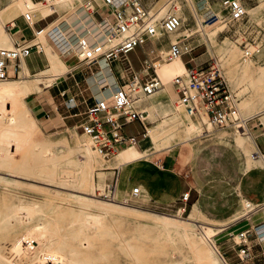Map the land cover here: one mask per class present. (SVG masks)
Listing matches in <instances>:
<instances>
[{
  "label": "rangeland",
  "instance_id": "obj_1",
  "mask_svg": "<svg viewBox=\"0 0 264 264\" xmlns=\"http://www.w3.org/2000/svg\"><path fill=\"white\" fill-rule=\"evenodd\" d=\"M142 1L149 9L151 8L153 11H156L158 18L166 17L167 15L172 13H175L182 17L184 21V26L179 31L170 35L173 36V38L178 37L180 42H186V44H189L190 47L194 46L197 43H203L200 46L199 51L197 49L195 51H192V54H188L183 57L187 67H190V64L187 63L189 59H191L192 55L196 56L197 54L202 53L203 55L201 56V58L207 60L205 61V63L200 65V68L202 67L206 69L210 68L211 65L215 64V61L217 63V59H219L220 64H217L219 67L222 68L221 72L223 70L224 76L228 80L232 90L236 91L238 93V96L240 97L239 106L241 111V102L246 96V94L248 95V86L247 84L239 86L233 84L232 81L238 80L240 77H242L244 73L247 72L253 76L257 75L260 69L264 67V45L260 53H258L256 56H253L252 58L245 57L243 48L240 45L241 41L244 40V38H239L238 40V33L235 32V26H232L231 22H229V18L228 21L225 20L228 15L222 6V0ZM243 2H246L250 17L256 22L259 21L260 23H258L261 25L262 28H264V0H261L256 6H254V4H251V6L248 3L252 2L251 0H243ZM257 6L260 7L258 9H254ZM22 12L24 13L26 11ZM40 16L42 17L43 15ZM44 24L45 22L38 25V27ZM219 26L220 29H218L215 34L211 35L212 33H208L209 31ZM262 28H259V30L261 31ZM184 34H186L187 37H185ZM240 36L241 34H239V37ZM252 36L259 38L261 40L260 43L264 44V30L262 32H258V34L256 35L253 34ZM40 40L45 44V46L47 45L44 38L40 37L39 41ZM169 41L170 39L168 35H164L160 39L148 41L143 47L139 46L136 48L135 51L130 52L128 56L134 68L139 69L144 66L143 60L146 57V49L150 51L152 48H155L157 50L159 47H162L163 45L169 43ZM34 42L37 43L38 38ZM228 45L234 47V49L228 50ZM51 46L55 48L52 44ZM157 52L158 51L151 54V56H156L155 60L160 59V56H157ZM166 53L167 52L164 53V56L166 55ZM58 57L59 59L61 57V59L63 60L62 55L60 53H58ZM43 58V54H38L35 51L28 58V60L31 67L33 68L36 67L37 63L41 62ZM73 58L75 59V57H72V59ZM76 61L79 62L77 59ZM159 63L161 64V66L158 68V74L160 75V69L163 68L165 65L169 64V62L161 61ZM79 65L84 64L79 63ZM98 66L100 67V64ZM82 68L83 67L78 68L77 71L81 70ZM97 68V66L87 68L82 73L87 74L85 75V77H87L88 74L92 73L93 70H97ZM68 69L69 68L66 67V70ZM150 73L152 74L153 71L150 70ZM37 75L39 74L32 75L28 72H25V76L27 77L24 79L28 80L30 76ZM79 75L81 76V74ZM177 75L171 76L168 79H162L166 87L165 91L162 94L156 95L157 97L154 96V101L147 105V108H149L150 110V115L148 118L151 122L150 124L147 122V125L149 126L162 119L168 120L171 117L173 118L176 116H167L166 113H164L163 111V109L165 110L167 107L172 108V110L175 111L177 109V115H180V119L170 122L169 124H163L164 128H167L168 130L170 129L173 134L172 145H174V148L170 151L155 152L153 154L155 156L165 152L172 153L178 147H181V143L186 140L188 141L189 139H191L189 140V142H191L195 139L197 140L201 138L204 135L212 134L216 130L223 129L216 128L215 126H212L211 128L209 125L208 116L203 113V117H207L206 122L199 131H195L190 135V127L196 125L199 118L198 116H190L185 110V106L181 104L176 94V90L175 88H173L172 85V80ZM68 76H70V74H66V76L63 77V80L65 78H68ZM81 77L84 78V76ZM18 79L19 78H13L9 81L0 82V84H8ZM72 80L73 78L68 79L63 83L55 84L45 89V91L48 92H45L40 96L26 95L24 97L26 103L32 110L34 118H36L38 122H40V132L36 131L32 134V137H30V139L20 141L19 146H16L15 141H13L12 139H0V148H2L3 150L2 154L6 156L2 159H5V162H9L11 164H22V166L31 165L36 167L37 169H42L47 160L45 161V159L40 157L39 153L36 151L35 146L33 147L29 144L30 140H34L35 142L45 141L52 144V150L57 155L54 162L52 161L48 163L47 161L45 164H50V169L48 170H54L55 173H57L55 182L42 181L33 177L26 178L25 175H19L20 178H22L20 179L19 177L11 176V171L6 169H0V177H8L11 179L13 178L14 180L20 182V184L18 185H9V188L12 191L5 195V186L3 182L0 181V259L2 257L4 259H10V256H12L13 253H17L13 252L14 246H17L18 244L24 245L26 243L24 239V237L26 236V230L22 227H18L13 230L12 226L7 221H5L4 216L7 205H18L19 208L16 210L21 215L23 214V217L18 218L17 221L18 224H22L33 222L38 218V216L47 214L52 211L53 207H66L68 205L71 206L73 204L77 208H85V210L89 212L91 216L101 218L100 225H91L89 240H91L92 244L85 249L84 253L81 256H79L82 261L87 260L91 264H118V259L122 256L123 251L121 252L119 251V249H117L116 251L112 252L111 249L107 248V244L112 243L114 245H118V242H122L125 244H127L128 242L131 245L135 247H140L143 250L144 254L147 255V257H143L145 259L144 262H147V259L150 260L152 255H154L158 259L162 258L163 251L166 250L168 251L169 257L175 260L176 264H180L181 247H179V236L176 230L173 227H165L163 223L151 218L154 214H168L167 216L173 215V217H175V215L177 214L143 206L135 207L139 211H132L126 208L108 210L101 205L91 204L86 206L81 203V199H83L82 196H84V193L82 192L92 193V191L95 194L99 195L98 197L100 198L98 200L104 202L106 201V203H112V201L108 200L112 199L111 197L106 198L104 196V194H107V196H112L111 193L107 190L108 186L105 184L104 179L106 175L105 169L111 166V163H113L114 159L116 158L113 157L116 156V154L105 158L103 155L97 153V162L99 164L88 171V182H86V184L83 186H79L78 183L68 184L60 178V174L63 173H68V176L70 175V179L76 178V176L81 173L84 165V159L86 156V141H91V139L87 135H83L81 129H68L69 127L63 124L61 116L57 113L56 110L52 108L53 105H55L56 101L59 102L62 99V97L56 96L59 93V88L63 89L64 87L72 85ZM84 84H86L85 80ZM259 87H262V85L258 84L257 88ZM32 102H36V104L40 108L39 111L33 110L31 105ZM8 106L9 108H11V104H8ZM158 107L162 109L160 110ZM2 127L3 126L0 125V134H2V132L4 131ZM142 130L143 128L138 121L127 124L124 127V131L130 135L139 134ZM238 131L239 129L236 127L230 130L224 129L222 133L224 135H229L232 132L235 133ZM186 149L188 150L186 158L189 159V154L193 149V145L188 144ZM117 159L118 157L116 158V160ZM150 159H152V156L150 158H146V160ZM112 181L113 178H108L109 184H111ZM78 195L80 196V198ZM85 196L87 198L89 197L91 199H97V197L95 196L91 197V195L87 194H85ZM76 199H79L78 201L80 202H78ZM45 202H49L52 206L46 207V205L44 204ZM112 204L121 206V204L117 203ZM75 206H73V208H75ZM188 213L189 212L184 213L183 217H187ZM71 218L72 215H69L63 221V227L68 225ZM200 222L214 226L219 225V223L208 220L203 217H200ZM235 223L236 222H233L227 227H221V230H218V233L215 236V238H217L215 244L217 252L223 255V258L226 259L229 264H234L233 261H237L235 262L236 264H264V254L262 253L264 252V243L262 242V240H258L256 242V245L251 249L250 254L244 256L243 260L238 256V252H236V250L233 248V246L237 242L234 238H236V236H239L237 233L238 231L235 232V235H233L231 228H229L230 226L233 227ZM224 229H227L225 231L226 234L223 232ZM64 232L65 230L63 231V233ZM20 237L22 239H20ZM39 237L40 239L44 240L47 235H42V233H39ZM164 242H167L168 244L167 246L162 247ZM241 244L237 246L240 247ZM26 253L23 251L20 254L25 255ZM16 255L17 254L13 256V261L15 262V264L19 263L22 258L21 256ZM26 255H29V253H27ZM149 255L151 257H149ZM230 257L232 260H230Z\"/></svg>",
  "mask_w": 264,
  "mask_h": 264
},
{
  "label": "crops",
  "instance_id": "obj_2",
  "mask_svg": "<svg viewBox=\"0 0 264 264\" xmlns=\"http://www.w3.org/2000/svg\"><path fill=\"white\" fill-rule=\"evenodd\" d=\"M30 1L38 4L43 3L41 2L42 0ZM87 1L88 0H70L68 5H59L56 13L51 14V11L39 18H35L34 16L36 15L33 14V19L37 20L35 27L44 28V30L38 36V43L41 44L39 46L42 48L33 49L32 53L36 51L38 54H43L44 58L41 62L37 63L36 67L32 68L28 60L32 55L31 53V55L23 61V74L24 72H28L32 75L39 74L52 66L49 56L46 53L45 44L41 40L39 41L40 37L44 38L47 43L46 46H51L52 44L58 53H60L62 49L60 44L67 43L71 46H76L78 44L80 37L79 34L72 30L67 24L68 20L75 19V13H79L84 18L90 19L92 25H102L100 32L104 30L103 32H105L104 35L106 37L110 27L109 24L111 23L110 18L106 17V19L103 20L104 16H100L98 13H88L85 9ZM94 1L99 5L103 4L102 0ZM251 1L252 2L248 3L256 6L261 0ZM24 2L23 0H0V47L12 48L13 44L16 42L35 43L34 41L36 39L33 40V29L23 17L22 11L36 10L28 9ZM244 3L246 5V2ZM259 7L260 6H257L254 9H258ZM13 20L15 21L16 27L12 30H8L7 24ZM44 22V25L38 27V25ZM244 28L249 29V32L247 33L248 39H252V37H255L252 36L253 34L256 35L258 32L264 30L258 22L250 17V15ZM259 28H262V30L260 31ZM83 31L84 30H82L81 33H83ZM168 37L174 42L173 36L168 35ZM95 42L96 41H92V43ZM202 44L203 43L195 44L191 47V52H188L179 58L184 67V73L188 68L200 67V65L207 60L201 58L203 55L202 53L197 54L196 56L192 55L187 63L190 64V67H187L186 62L183 59L185 55L192 54V51L197 49L199 51ZM168 47L169 43L159 47L157 50L155 48H152L151 50H155V52L158 51L157 54L161 51L164 56ZM150 51L147 49L145 50L146 57L144 60L148 57H155L149 54ZM68 57L63 60L70 71L60 75L53 85L63 83L71 78H73V83L63 89L59 88V93L56 96H60L62 99L59 102L56 101L52 108L61 116L65 126L69 128L76 127L77 129L82 122L83 114L87 108L94 103L95 99H110L112 97V90L122 82L121 76L123 75V71L120 72L116 70L115 72L110 65L105 62H99L90 66L85 65L78 71L77 69L72 70L77 67L80 62L76 61V57L75 59H72L73 56ZM159 62L156 63V70L158 69L157 64ZM172 63L173 61L169 62V64ZM99 64L100 67L98 66ZM95 66L98 67L97 70H93L92 73L85 77L87 74L82 72L87 68ZM118 66L126 67L125 64H118ZM133 69L141 75L146 73V71H144L145 65L139 69H135L133 66ZM124 73L125 77H131L130 72L124 71ZM23 74L22 76H24ZM66 74H70V76L63 80V77L66 76ZM79 74L84 76V78ZM170 77L171 76L168 75H164L163 77L160 76L161 79H168ZM84 80L86 81V84H84ZM45 92L48 91H45L44 89L42 92L34 95L40 96ZM152 101H154V96L147 99L144 104H139L141 108L146 107L149 115L150 111L149 108H147V105ZM31 105L33 110L39 111L40 108L36 102H32ZM158 108L160 110L162 109L160 107ZM163 111L167 116H177L178 114L177 109L175 111L169 107L165 110L163 109ZM240 116L244 120L243 123L250 136V144L249 139L244 140V142L246 141L245 143L237 141V139H239L238 132L224 135L222 133L224 129H219L212 134H207L197 140L195 139L184 145L182 144L181 147H178L172 153L165 152L156 156L153 155L150 160L139 159L121 167H112L114 162H116L115 158L111 167L105 169L106 175L104 182L109 186L108 178H113L112 183L115 182L116 184L114 192L115 196L119 199L123 197L122 199H126L128 202L138 207H150L156 210L178 214L182 211L181 207L186 205V212H189L188 216L192 213L199 212L201 217L217 222L219 225H223V227H227L229 224L236 222L233 227H229L231 228L233 235H235V232L237 231L239 234V232L243 230L261 224L264 222V164L263 166L257 164V161H259L260 158L264 161V110L256 112L252 116H249L246 113L241 114L240 112ZM170 119H172V117ZM163 120L167 119H162L149 126L147 125V122L150 124L151 121L148 118L146 122L147 133L148 128L160 124ZM139 123L143 130L139 134L132 135L138 136L140 140L137 147L142 148V146L147 145V133L143 136L145 126L141 122ZM236 134L238 137H236ZM238 142L242 147L241 145H238ZM188 144L193 145V149L189 154V159L186 158L188 153L186 147ZM137 186H140L141 193L139 196H133L132 190ZM186 192H189L190 196L187 201H183L182 196ZM245 201L246 203L248 202L247 205L250 204L252 207L249 205V211L240 213ZM226 230L227 229H224L223 232L225 233ZM257 241L258 239L255 238L254 234H251L249 242L255 246ZM262 242L264 243V238L262 239ZM241 243L236 242L233 246L236 252H238L239 249L237 245ZM262 253L264 254V252ZM230 260H232L231 257ZM233 262L236 264L235 262L237 261Z\"/></svg>",
  "mask_w": 264,
  "mask_h": 264
},
{
  "label": "bare ground",
  "instance_id": "obj_3",
  "mask_svg": "<svg viewBox=\"0 0 264 264\" xmlns=\"http://www.w3.org/2000/svg\"><path fill=\"white\" fill-rule=\"evenodd\" d=\"M57 2L59 3V5L61 4L68 5L70 3V0H57ZM24 3L28 9L36 10V11H32V13L36 15L34 16L35 18L41 17L40 15L44 16L52 11V9L49 8L48 5H45V3L42 4L32 3L30 0L28 1L25 0ZM150 13L153 15L154 21H156V23L158 24H160L161 20L165 18V17L158 18L156 11H153L151 8H150ZM75 14H76L75 19L68 20L67 24L72 30H74L76 33L79 34L80 36L79 42L76 46L75 45L71 46L67 43L60 44V47H62L60 54L62 55L63 59L70 56L71 54H75V53L80 54V42L83 40L88 41V43L92 46L104 45L105 47H109L113 43L112 35L113 32L115 31V28L112 26V23L109 24L110 27L105 37L104 35L105 32H103L104 30L100 32V29H102V25L100 24L92 25L90 19L84 18L79 13H75ZM225 20L228 21V17H226ZM183 26L184 23L177 31H179ZM218 29H220V26L209 31L208 33H212L211 35H213L218 31ZM82 30H84L83 33H81ZM184 36L187 37L186 34H184ZM92 41H96V42L92 43ZM174 41L179 42L178 37H174ZM45 47H46V53L49 56L52 65L51 68L44 70L43 72L39 73V75L37 76H30L28 80L24 79L27 77L25 76V72H24L23 75L25 77L21 76L19 77L18 80L12 81L8 84H0V125L3 126L2 129L4 130L2 134H0V139L1 140L12 139L13 141H15L16 146L20 145V141L30 139V137H32V134L34 132L41 131L40 122H38V120L34 118L32 110L29 107V105L26 103L24 97L26 95H34L39 92H42L44 89L52 86L56 82V80L60 77V75L70 71L69 69L66 70L67 66L65 62L61 59V57H60L61 60L59 59L57 51L52 46H45ZM227 47L228 50L234 49V47H231L230 45H228ZM247 58H252V57H247ZM172 61H173L172 64H167L160 69V76L163 77L164 75L175 76L177 74H184V67L180 59L176 58ZM100 62H105L106 64H108V62L104 59L100 60ZM217 63L220 64L219 59H217ZM84 66L85 64L79 65L72 70H76ZM160 66H161L160 63L157 64V68H159ZM222 75L224 76L223 70H222ZM232 83L239 86L243 84H247L248 86V91H247L248 95L246 94V96L243 98L241 102L242 105L240 111L241 114L246 113L247 115L252 116L254 113L264 110V67L260 69L257 75L253 76L247 72L244 73L242 77H240L238 80H233ZM258 84H261L262 87L257 88ZM115 89L116 88L112 90V97L108 100H112L115 93ZM164 90H165V84L162 80V89L160 91L156 92L151 96L141 97L136 102L140 105L144 104V102L147 99L163 93ZM131 96L133 97L134 95L131 94ZM100 100H103V98ZM8 104H11V108H9ZM178 119H180V115H177L175 118L169 120H163L161 121L160 124L150 127L148 129V134H147V145L142 146V148L137 147L139 144L138 145H133L130 143L122 144L118 148L116 156L113 157V158L118 157V159L116 160V162H114L112 167L115 166L121 167L123 165H126L130 162L139 159L150 158L151 156H153L155 152L170 151L171 149H173L174 148V145H172L173 134L170 129L168 130L167 128H164L163 124H169L170 122L176 121ZM206 119L207 117L205 116L202 119H199L196 125L191 126L189 129L190 135L195 131L196 132L199 131L206 122ZM242 124L244 126V129L243 130L239 129L238 131L239 139H237V141H240L241 143H243L244 140L250 138L245 124L244 123ZM209 125L212 128L213 124L211 123L210 120H209ZM68 129H76V127H71ZM238 136L236 134V137ZM189 140L188 141L186 140L181 144L184 145L188 143ZM29 144L33 147L35 146L36 151L39 153L40 157L45 159V161L47 160L48 163L55 161L57 155L52 150V144L45 141L35 142L34 140H30ZM249 144H250V139H249ZM238 145L241 144L239 143ZM2 151H3L2 148H0V169H6L11 171L12 172L10 174L11 176L20 178L19 175H25L26 178L33 177L42 181H50V182L56 181L57 173H55L54 170L53 171L48 170L50 169L49 166L50 164L48 165L47 163V165H45L47 161L43 166L45 168L42 167V169L41 168L37 169L36 167L31 165L22 166V164L21 165H17L16 163L11 164L9 162H5V159H2L3 157H6L4 154H2L3 153ZM97 153L98 152L92 148L91 141L87 140L86 156L84 159V165L81 173L78 176H76V178L73 179H70L69 177L70 175L68 176V173L67 174L63 173L60 174L61 175L60 178L63 179V181H65L68 184L78 183L79 186L85 185L86 182H88L87 181L88 171L90 169H93L95 166L99 164L97 162L98 159ZM257 164L263 166L264 161L262 160V158H260L259 161H257ZM0 181L3 182L5 186L4 188V192L6 193L5 195H7V193L12 191L10 190L9 185L20 184L19 181L8 177H0ZM82 193H84L83 194L84 196L85 194H87V195H91V197L92 196L97 197V199H91L89 197L87 198L85 196L84 198V196H82L83 199H81L82 201L81 203L86 206L92 204V205H101L108 210L126 208L132 211H139L137 208H135L136 207L135 205L131 204L126 199H122L123 197L121 199L117 198L114 192L111 194L112 199H108V200L112 201V203L121 204V206L112 203H106V201L104 202L98 200L100 198L98 197L99 195L95 194L93 191L92 193H87V192H82ZM76 200L78 201L79 199ZM247 203L246 201L244 202V204L242 203L243 205L240 213L249 211L248 206L250 204L247 205ZM44 204L46 205V207L52 206L49 202H45ZM73 206L75 205L72 204L71 206L68 205L66 207H60V206L53 207L52 211H50L47 214L38 216V218L31 223L18 224L17 219L23 217V214L21 215L16 210L19 208L18 205H13V204L7 205L4 219L12 226L13 230L18 227H22L26 230V236L24 237L26 243L24 245L18 244L17 246H14L13 252H17V253L12 252L14 255L12 254V256H10V259H4L2 257L0 259V264H15V262L13 261V256H15V254H17L16 256L22 257L20 262L16 264H91L87 260L82 261L79 258V256H81L84 253L85 249L92 244L91 240H89L91 225L92 224L100 225L101 218L91 216V214L87 212L83 207L77 208L75 206V208H73ZM69 215L70 216L72 215V218L69 221L68 225L63 227L64 226L63 221ZM167 215L154 214L151 218L163 223L165 227H169V228L173 227L176 230L179 236L178 239L179 240L178 242L180 244L179 247H181L180 264H229L227 260L223 258L224 256L221 255L219 252H217L215 248L216 239H217L215 238V236L217 235L218 230H221V227H223V225L214 226L200 222L201 216L199 212L192 213L190 216L187 217H183L182 211H180L177 215H175V217H173V215L172 216H167ZM64 230H65L64 232L65 234L63 233ZM39 233H42V235L45 234L47 235V237L44 240H42L39 237ZM20 239L22 238L20 237ZM236 241L238 243H241L239 236H236ZM167 244H168L167 242H164L162 247L167 246ZM107 248L111 249L112 252L116 251L117 249H119V251L121 252L123 251L122 256L118 259V264H176L175 260L169 257L168 251L166 250L163 251L162 258L158 259L154 255H152V257L149 255L151 259L150 260L147 259V262H144L145 259L143 257H147V255L144 254L143 250L140 247H135L128 242L127 244L118 242V245L108 243ZM23 251L25 253L26 252L29 253V255H26L27 253L25 255L20 254Z\"/></svg>",
  "mask_w": 264,
  "mask_h": 264
},
{
  "label": "built area",
  "instance_id": "obj_4",
  "mask_svg": "<svg viewBox=\"0 0 264 264\" xmlns=\"http://www.w3.org/2000/svg\"><path fill=\"white\" fill-rule=\"evenodd\" d=\"M41 2L50 6L51 14L58 11L57 0H42ZM102 2L103 4L99 5L94 0H88L85 9L88 13H98L104 16L103 20L106 17L110 18L115 28L112 35L113 43L109 47L92 46L88 41L83 40L80 42V54L75 53L70 56L76 57L80 63L87 66L97 64L104 59L115 72L116 70L123 71L122 82L117 85L112 100L95 99L83 114L82 122L78 126L83 135L91 139L93 148L107 158L115 155L124 143L139 144L140 139L137 135H128L124 131L127 124L135 121L141 122L145 126L143 136L146 135L149 112L146 108H141L136 101L162 89V80L156 72V63L171 62L176 58H181L184 54L191 52L192 48L186 42L170 40L166 55L163 56L160 51L157 54L160 59L155 60L156 56L146 58L144 60L146 73L144 75L137 73L133 69L128 54L139 46L143 47L148 41L158 40L164 35L176 32L184 21L181 16L172 13L158 24L142 0H102ZM222 6L227 12L229 22L233 27L235 26V32H238V40L244 38L240 43L244 55L246 57L256 56L264 44L260 43L259 38L248 39L249 27L244 28V26L249 20V13L245 3L242 0H222ZM23 17L33 29V40L37 39L44 28L35 27L37 20L33 19L32 11L24 12ZM15 27L14 20L7 24L8 30ZM239 34H241L240 37ZM154 37L156 39H153ZM33 49H40L39 44L16 42L12 48L0 47V82L21 77L23 61L31 55ZM153 53L155 50H151L149 54ZM118 64H125L126 67H119ZM150 70L153 71L152 74ZM124 71L130 72L131 77H125ZM172 83L180 102L190 116H198L202 119L204 113L216 128L244 129L242 124L244 120L240 116L238 93L232 90L216 61L208 69L188 68L185 74L177 75ZM131 94L134 96L132 97ZM115 188L116 184L113 182L109 184L107 190L112 194ZM140 189V186L133 188V196H138L141 193ZM104 196L112 197L106 194ZM189 196V192L184 193L182 200L187 201ZM181 208L184 214L186 205ZM251 234H254L256 239L262 240L264 222L239 232L238 235L243 241L238 249L241 259L250 254L254 246L249 242Z\"/></svg>",
  "mask_w": 264,
  "mask_h": 264
}]
</instances>
